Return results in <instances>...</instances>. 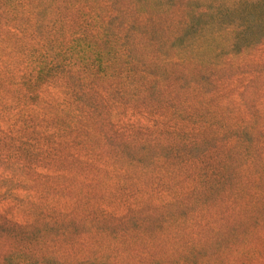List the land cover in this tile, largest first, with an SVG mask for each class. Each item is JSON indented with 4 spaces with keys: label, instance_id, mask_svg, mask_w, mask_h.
<instances>
[{
    "label": "rangeland",
    "instance_id": "1",
    "mask_svg": "<svg viewBox=\"0 0 264 264\" xmlns=\"http://www.w3.org/2000/svg\"><path fill=\"white\" fill-rule=\"evenodd\" d=\"M4 1L0 264H264V37L196 48L209 0Z\"/></svg>",
    "mask_w": 264,
    "mask_h": 264
},
{
    "label": "trees",
    "instance_id": "2",
    "mask_svg": "<svg viewBox=\"0 0 264 264\" xmlns=\"http://www.w3.org/2000/svg\"><path fill=\"white\" fill-rule=\"evenodd\" d=\"M224 1L226 0L208 1V3H216L218 8L212 13L213 24H205L197 31L195 40H198L199 45L196 48L201 47V43L207 48L225 44L232 51L247 47L264 37V0H228L227 5H224ZM200 14H205V11H201ZM225 40L227 44L223 43ZM226 195L227 191H224L222 196ZM230 252H232L231 247L227 249V255ZM242 252L250 254L244 249ZM251 252H260V249Z\"/></svg>",
    "mask_w": 264,
    "mask_h": 264
}]
</instances>
